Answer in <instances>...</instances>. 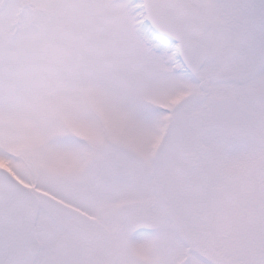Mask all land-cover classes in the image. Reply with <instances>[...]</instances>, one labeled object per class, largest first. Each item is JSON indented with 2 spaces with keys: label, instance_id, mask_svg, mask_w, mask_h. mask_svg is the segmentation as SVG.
<instances>
[{
  "label": "snow or ice",
  "instance_id": "1",
  "mask_svg": "<svg viewBox=\"0 0 264 264\" xmlns=\"http://www.w3.org/2000/svg\"><path fill=\"white\" fill-rule=\"evenodd\" d=\"M0 264H264V0H0Z\"/></svg>",
  "mask_w": 264,
  "mask_h": 264
}]
</instances>
